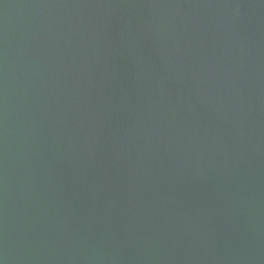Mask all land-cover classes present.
I'll return each instance as SVG.
<instances>
[{
    "label": "water",
    "instance_id": "water-1",
    "mask_svg": "<svg viewBox=\"0 0 264 264\" xmlns=\"http://www.w3.org/2000/svg\"><path fill=\"white\" fill-rule=\"evenodd\" d=\"M0 264H264V0H0Z\"/></svg>",
    "mask_w": 264,
    "mask_h": 264
}]
</instances>
